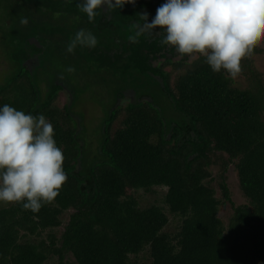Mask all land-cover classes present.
I'll use <instances>...</instances> for the list:
<instances>
[{
  "label": "trees",
  "instance_id": "16d2710c",
  "mask_svg": "<svg viewBox=\"0 0 264 264\" xmlns=\"http://www.w3.org/2000/svg\"><path fill=\"white\" fill-rule=\"evenodd\" d=\"M4 6L0 264H264L261 50L237 43L264 35V0ZM190 36L195 48L181 46ZM85 94L103 106L93 140L75 108Z\"/></svg>",
  "mask_w": 264,
  "mask_h": 264
},
{
  "label": "rangeland",
  "instance_id": "374dc122",
  "mask_svg": "<svg viewBox=\"0 0 264 264\" xmlns=\"http://www.w3.org/2000/svg\"><path fill=\"white\" fill-rule=\"evenodd\" d=\"M4 2L5 0H0V14L3 15L4 11H5V6H4ZM209 22H214V20H210L208 19ZM196 19L191 17V15H189V18H187L185 21H183L181 23L182 28L179 27V35L186 33V32H191L195 29V24H196ZM199 24L203 27V23L199 22ZM198 31V30H196ZM195 31V32H196ZM198 33V32H197ZM199 34V33H198ZM181 39V38H180ZM237 39H239L237 41V43L239 42H246L252 46L258 47L261 52L260 53H256L255 55H253V59H254V65L257 67L258 71L261 73L262 77L264 78V35L260 34V33H244L242 36H237ZM195 36H190L188 39H186V41L184 43H181V46H194L195 48ZM192 48V47H191ZM192 54L193 56H195V49H192ZM178 53V51H177ZM0 54H1V49H0ZM172 56V55H171ZM176 57H180L179 54L175 55ZM4 57L2 55H0V82H1V77H2V73H4L5 71H7L9 65L8 63L3 59ZM32 64V62H31ZM99 75H104L103 72L99 73ZM233 79H234V85L238 86V87H245L248 84V81L246 79V76L243 75L240 72H237L233 75ZM103 89L100 90L99 93H96L97 96L95 95L94 98H99L100 102L103 104L104 102L107 101V96L106 93H101ZM104 91V90H103ZM91 96V94H90ZM94 96V95H93ZM82 97H84L80 102H77L75 108L78 110L77 112H79L82 116L81 121H84L85 127H86V131H88V135L90 136V138L93 140L96 138V136H98L99 133V125L101 123V120L103 119V106L102 104H100L96 99L95 101H90L88 100L87 97H89V95L85 94L82 95ZM90 98V97H89ZM131 100L130 97H128L126 100ZM76 118V117H75ZM81 128V127H80ZM82 129V128H81ZM80 129V130H81ZM218 170L215 169L213 172V174L215 175L216 171ZM221 177L218 175H215V179L212 182L213 186L217 187L218 182H220ZM226 182L228 184L230 193H231V198L234 201V203L237 204H241L244 203L246 200L245 198H243V195L239 189V184H238V179H237V173L235 171L234 166H230V168L228 169V172L226 173ZM164 188H160L159 191L157 190V194L153 197L152 195L150 196V198L152 197V199L155 197H160V195H162ZM149 196H146L149 198ZM217 196L221 197V193L217 192ZM153 199V200H154ZM71 212V210L66 211L62 217V222L66 223L68 220V216L69 213ZM232 213V205L231 203L227 202L225 204H223L220 209H219V215L224 219L227 220V218L230 216V214ZM62 230V227H57L53 229V232H55L56 234H60ZM48 232V231H46Z\"/></svg>",
  "mask_w": 264,
  "mask_h": 264
}]
</instances>
